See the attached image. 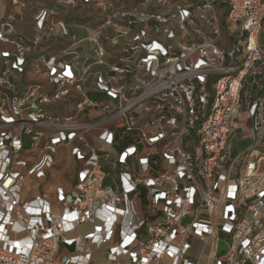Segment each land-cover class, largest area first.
<instances>
[{"label":"built area","instance_id":"built-area-1","mask_svg":"<svg viewBox=\"0 0 264 264\" xmlns=\"http://www.w3.org/2000/svg\"><path fill=\"white\" fill-rule=\"evenodd\" d=\"M73 9L78 35L55 18ZM263 18L264 0H38L31 38L2 18L0 264H264Z\"/></svg>","mask_w":264,"mask_h":264},{"label":"rangeland","instance_id":"rangeland-1","mask_svg":"<svg viewBox=\"0 0 264 264\" xmlns=\"http://www.w3.org/2000/svg\"><path fill=\"white\" fill-rule=\"evenodd\" d=\"M111 3H113L114 5H117V6H123V7H132L136 4H138V2L140 0H107ZM64 11V10H63ZM93 11V10H92ZM59 19H61L64 24L66 25V27L68 28L69 30V34L70 35H73L74 33H76L77 35L79 34V31L77 29V24H78V18L79 17H82L83 16V13L80 9H73V11L71 13H68L66 15H58ZM242 110H243V107H242ZM242 110L240 109V111L242 112ZM243 115L241 114L240 115V118L238 119V121L240 123H243ZM243 129H240L238 130L236 133H234V136L230 138L229 142H228V148L231 149V157L232 159H235L238 154L242 151H244L247 146H248V142L246 140V135L243 134ZM243 134V135H242ZM242 135V138L241 140L239 141V138L240 136ZM67 155H68V150H61L59 152V159H61L62 161L66 158H67ZM62 171V170H61ZM62 172H59L58 170V177H56V179H53V181L51 182L50 185H65V180L68 181V173H69V170H65L64 173ZM64 178V179H63ZM49 188H41V189H35L34 192H38V193H41V192H45V191H48ZM49 191H54V188H51ZM54 211H56V209L54 208L53 209ZM189 222L188 219H184L182 221L183 224H187ZM220 251L221 253L225 251L226 247L225 245L223 244H220ZM199 246H196V249L194 250V253H198L199 251ZM72 251V249H64V248H61V253L63 254H66L68 255L70 252ZM202 263L201 264H206L205 262V257L202 258Z\"/></svg>","mask_w":264,"mask_h":264},{"label":"crops","instance_id":"crops-1","mask_svg":"<svg viewBox=\"0 0 264 264\" xmlns=\"http://www.w3.org/2000/svg\"><path fill=\"white\" fill-rule=\"evenodd\" d=\"M27 3L26 7L20 11V9L17 6H14L11 4L10 0H0V21L2 18L8 16V15H15L17 17V21L13 24L14 30L27 38H31L35 34V27H34V15L36 13V10L38 8V0H22ZM107 1V0H106ZM109 2V1H108ZM21 13V15H19ZM65 15V14H62ZM59 16H56V20H61L58 18ZM79 20H83V17L78 18V24H81ZM84 24V23H82ZM50 43L54 46H52V53H56L57 48H58V43L59 42H53V40L50 41ZM259 43L261 50L263 52V57H264V18L261 24V32H260V37H259ZM243 115V127L242 129L243 134L246 132V129L250 125V122H246V115L242 111L240 115ZM240 118V116H239ZM242 136L240 137L239 141L241 140Z\"/></svg>","mask_w":264,"mask_h":264},{"label":"bare ground","instance_id":"bare-ground-1","mask_svg":"<svg viewBox=\"0 0 264 264\" xmlns=\"http://www.w3.org/2000/svg\"><path fill=\"white\" fill-rule=\"evenodd\" d=\"M204 257H205V262H206V260H207V259H206V258H207L206 255H202L201 260H202V258H204ZM201 263H202V261H201Z\"/></svg>","mask_w":264,"mask_h":264},{"label":"trees","instance_id":"trees-1","mask_svg":"<svg viewBox=\"0 0 264 264\" xmlns=\"http://www.w3.org/2000/svg\"><path fill=\"white\" fill-rule=\"evenodd\" d=\"M80 23H86V20H79Z\"/></svg>","mask_w":264,"mask_h":264}]
</instances>
